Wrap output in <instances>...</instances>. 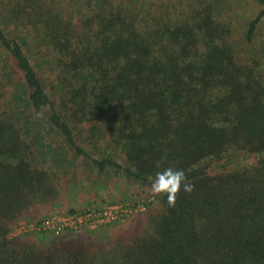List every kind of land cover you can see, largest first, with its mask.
Listing matches in <instances>:
<instances>
[{
    "label": "trees",
    "instance_id": "obj_1",
    "mask_svg": "<svg viewBox=\"0 0 264 264\" xmlns=\"http://www.w3.org/2000/svg\"><path fill=\"white\" fill-rule=\"evenodd\" d=\"M86 4L89 13L75 18L81 10L68 13L60 0H0V56L18 80L14 111L0 113V264H264V54L239 59L220 0H190L178 19L119 0ZM252 4L249 45L264 26V0ZM5 24L30 26L32 43ZM27 46L54 66L58 98ZM1 70L0 108L13 92ZM93 120L90 137L108 136L102 123L123 162L93 157L77 142L74 129ZM44 129L100 173L119 171L147 194L149 177L170 166L194 190L181 189L175 207L154 196L133 213L132 229L112 222L44 240L17 233L60 199L55 172L35 166L28 139Z\"/></svg>",
    "mask_w": 264,
    "mask_h": 264
},
{
    "label": "rangeland",
    "instance_id": "obj_2",
    "mask_svg": "<svg viewBox=\"0 0 264 264\" xmlns=\"http://www.w3.org/2000/svg\"><path fill=\"white\" fill-rule=\"evenodd\" d=\"M60 1L62 2V7L69 11L68 13H76L81 10L80 14H74L75 18H82L86 13H89L86 7V0ZM252 1L220 0L224 6L222 8L223 14H221V19L223 18V21L230 23L232 28L230 40L236 46L239 59L246 61L252 60L255 55L258 57L264 54V26L256 40L257 42L249 45L245 41L248 24L258 13V9L252 4ZM119 3L139 8L144 14L151 7L156 16L163 15L169 11L174 19L182 18V15L190 7V0H119ZM1 9L2 6L0 5V25L4 24L2 23L3 15ZM4 28L8 34L15 38L20 40L27 39L30 43L33 41L34 32L30 26H19L16 28L12 24H5ZM27 53L30 55L49 95L52 98H58L59 91L55 87L53 88L56 85L54 66L39 50L30 51V48H28ZM2 54L3 56H0V68L3 70L2 77L8 83V89L11 87V91L13 92L5 99L0 108V113L14 111L13 99L16 92H14L13 86H15V82H18V80H10L11 69H8L6 66V54L3 52ZM9 64L12 65L13 63L9 62ZM98 123L93 120L78 125L74 129L77 142L93 157L102 158L103 156L112 154L116 156L117 160L123 162L124 157L122 156L120 145L114 143L113 133L103 126L102 123L98 126L106 130V135L108 136L104 135V138H100L102 136V133H100L95 138L90 137V127L97 126ZM42 131V135L36 131L28 137V139L34 138L35 140L34 143H31L34 164L36 167L46 168L51 172H55L53 174L61 189L59 201L43 216L46 215L47 217L53 212L67 213L71 210L83 212L93 207L104 209L106 206L118 204L144 203L148 206L151 204L150 202H154L152 200L155 195L147 194L138 181L129 179L125 174L116 170L100 173L88 158L77 155L61 137L59 132L52 129H44ZM41 140L42 142H39ZM240 164H245V161L240 159L234 162L235 167ZM135 216V214H129L124 219L115 222H117V225H127V229H132L135 222L130 223V221ZM33 222L35 221H27L21 224L17 229V233L33 234L35 231L29 228V225ZM109 229L111 230V228ZM86 230L88 229H84L83 231L85 232ZM37 234L38 240L50 239L52 237V235L45 232ZM65 236L68 237L70 234L64 233L62 238Z\"/></svg>",
    "mask_w": 264,
    "mask_h": 264
},
{
    "label": "built area",
    "instance_id": "obj_3",
    "mask_svg": "<svg viewBox=\"0 0 264 264\" xmlns=\"http://www.w3.org/2000/svg\"><path fill=\"white\" fill-rule=\"evenodd\" d=\"M147 208L148 206L144 203H136L110 205L104 209L93 207L83 212H53L43 220L33 222L29 225V228L33 231L47 232L60 236L65 232L97 229L112 222L122 220L129 214L145 211Z\"/></svg>",
    "mask_w": 264,
    "mask_h": 264
},
{
    "label": "clouds",
    "instance_id": "obj_4",
    "mask_svg": "<svg viewBox=\"0 0 264 264\" xmlns=\"http://www.w3.org/2000/svg\"><path fill=\"white\" fill-rule=\"evenodd\" d=\"M149 180L151 181L152 194L155 196L166 195L169 207L176 206L181 189L187 194H191L194 190V185L188 181L185 171L174 166L158 171L154 177H149Z\"/></svg>",
    "mask_w": 264,
    "mask_h": 264
}]
</instances>
